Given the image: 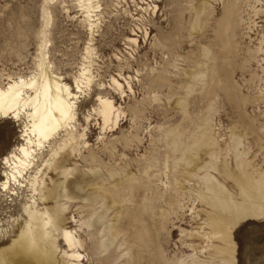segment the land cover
I'll return each instance as SVG.
<instances>
[{
    "label": "rangeland",
    "instance_id": "1",
    "mask_svg": "<svg viewBox=\"0 0 264 264\" xmlns=\"http://www.w3.org/2000/svg\"><path fill=\"white\" fill-rule=\"evenodd\" d=\"M95 1L98 20L89 33L78 0H0V84L17 76L29 77L36 71L41 38L46 40L42 50L49 62V71L62 78L72 92L76 90L73 77L78 74L81 63L87 64L92 81L83 92H76L74 112L75 126L79 133L85 132L88 148L82 147L79 154L72 153V157L78 161L81 171L87 173V167L93 165L87 158L92 152L98 163L96 167L101 166L107 177L103 183L109 188L120 176L129 174L137 177L131 185L140 184L141 180L146 182L144 187L130 188V184L123 183L120 188L123 196L131 198L128 205L138 209V203L146 202L148 213L133 211L131 215L135 218H132L123 211L120 218L111 222L126 227L125 234L146 225L147 232L153 234L158 255L151 248L141 251L140 261L144 264L176 260L186 264H192L193 260L227 264L221 263L215 253L222 228L212 233L207 224L213 204L222 214L233 211L241 194V190L225 178L224 163L227 165L225 174L235 172L243 189L250 187L264 193V0ZM198 1L202 3L199 30L191 29ZM231 6L238 12L233 36L220 24L224 20L220 18L224 16L222 12ZM127 37H134L135 41ZM261 39V50L252 52ZM86 45L91 48L88 63L83 58ZM202 46L209 48L208 64L214 68L212 78L208 75L206 79L211 78L208 82L211 90L207 94L201 90L188 94L183 112L177 100L185 95L187 71L194 70L202 60ZM229 56L233 57L231 63ZM112 76L118 78L120 88L111 82ZM215 77H219L227 89L229 87L228 91L213 82ZM96 91H102V95L109 96L119 106L115 126L102 127L100 118L92 110ZM208 103L209 117L204 120ZM20 128V121L0 119V158L18 140ZM169 128L180 132L178 139L183 147L202 129L203 134L198 135L203 143L195 160L199 169L194 173L186 169L195 161L173 167L180 151L164 143L163 133ZM233 135L240 141L236 157L232 152ZM123 137L133 140L122 146L119 139ZM114 140L116 147L109 144ZM140 169L147 170L145 178ZM109 172L114 173L113 177H108ZM176 177L183 186L182 195L170 192ZM89 190L90 186L85 185L82 193ZM8 194L0 191V246L9 242L11 230L17 231L21 222L19 203L28 192L20 188L17 195ZM172 194L174 199L169 196ZM262 205L263 202L259 203L255 211L264 210ZM152 206L153 212L149 213ZM89 209L88 203L72 200L65 203L62 210L61 220L70 222L82 240L78 247L81 263L122 262L126 254L114 244L100 253L93 251L95 235L92 228L82 222ZM108 213L117 215L111 209ZM143 216H147L146 220ZM228 229L233 247L232 264H264V216L239 218ZM53 235L50 254L42 253L40 242L32 259L25 260L18 255L12 264H68L63 254L64 245L55 231Z\"/></svg>",
    "mask_w": 264,
    "mask_h": 264
},
{
    "label": "bare ground",
    "instance_id": "2",
    "mask_svg": "<svg viewBox=\"0 0 264 264\" xmlns=\"http://www.w3.org/2000/svg\"><path fill=\"white\" fill-rule=\"evenodd\" d=\"M95 2V0H78L79 8L82 12V20L86 22L89 33H91L96 26L98 20L96 18L99 13H96L98 5ZM201 8L202 3L201 1H198L194 7L195 16L194 18L192 17L193 20H191V29L199 30L198 27L200 25L198 26V24L201 21V18L199 22L198 18L202 11ZM225 8H227L226 5ZM225 8L223 7V9ZM236 12V9L231 6L222 12L224 16H221H223V18L220 17L221 19H224L220 22L221 27H223L222 29H224V31L229 29L230 36H233V31L235 32L234 27L236 25V17L238 13ZM46 22L47 20L45 19V24ZM41 39L35 64L36 71L29 77L27 76L26 78H23L17 76V78L8 79L4 84H0V119L6 120L13 118L15 121L21 122L18 140L12 144L9 150H7V152H5L0 158V191L9 193L8 196L17 195V190L20 188L21 190L28 192L24 197L25 199L19 203L18 217L21 218V222H19L20 224L18 223L19 227L17 231L14 232L11 230L10 232L12 234L10 235L9 242L0 246V264H12L18 255L26 258L25 260L32 259L35 256V252L38 251L40 242L43 245L41 247V249H43L42 253L50 254L49 247L55 238V235H53L54 231L65 247L63 254L68 260V264H82L81 253L78 251V247L81 246L82 240L75 234L77 230L76 228L71 227L72 224H70V222L61 220L64 204L72 200H82L90 206L86 216L82 218V222L87 227H91L92 232L95 235V241L93 244L94 252L100 253L105 251L111 244H114L115 247L123 251L122 254H126L125 259L118 264H144V262L142 263L140 261L142 258L140 255L141 251L151 248L155 255H158L153 240V234L150 235V233L147 232V228H145L146 225L144 226L140 224L139 229L137 228L135 231L130 232V234H128V232L125 234L124 228L126 227L114 224L111 220L114 218H120L121 215H123V211H126L131 217L133 211H140L142 214L145 212L148 213V205L146 202H136L139 206L138 209L136 206L128 205L131 198H129L130 196H123L124 193H121L122 188H120L123 183H126L124 184L125 186L130 184V188L138 186L144 187L146 182L141 180L140 184L133 183L131 185L132 181L136 180L137 177L135 176L136 174H129L120 176L117 181H113L111 188L105 186L103 182L107 177L102 172L100 168L101 166L96 167L98 163L95 161L92 152H89L87 156L89 163H93V165L91 164L93 167H87L89 174H87L88 172L84 173L81 171L78 166V161H76V158L74 159L72 157V153L75 155L79 154L82 147L88 148V146H85V132L81 130L79 133L77 126H75V121L77 119L74 112V103L76 98H78L76 92H83L86 87H89L93 76L90 73L87 64L81 63L82 65L78 74L73 77V83L76 90L72 92L62 78L49 71V62H47L48 60L46 61L45 53L42 50L46 40L43 38ZM127 39L132 42L135 41L134 37H127ZM262 42L261 39L260 45H257L258 47L252 52L260 51L262 48ZM90 50L91 48L89 45L84 46L83 58L87 63L89 61L86 59L90 55ZM209 51L210 50L207 46H202V60L197 62L194 70L187 71V83L184 89L185 95H182L183 97H179L177 100V103L180 104L183 112H185L184 105L188 94L200 90L207 94L211 90L208 85L210 83L209 80L213 76L212 71L214 68H210L208 64ZM229 58L231 63V58L233 57L229 56ZM226 71L227 70L225 69V72ZM222 72L225 73L223 70ZM208 75L211 76V78L206 80ZM225 75L228 76V74ZM214 79L215 81L213 82H215V84L219 85L223 90L228 91L229 87L227 89V86H225L226 84H223V81H221L219 77H215ZM110 80L116 87H121V83L118 81L117 77L112 76ZM126 83L127 87L130 89V85L128 82ZM101 92L96 91L95 106L92 110L100 118L102 127L108 125L113 127L117 124V118L120 113L119 106L115 105L112 98L102 95ZM227 97H230V95L228 94ZM207 98H210V96ZM209 108L210 103H208V107H206V113L203 117L204 120L209 117ZM247 127L249 128V126ZM76 133L77 136H75ZM179 133L180 132L175 128H169L163 133L164 143L167 146L169 145V148L172 147L173 149L180 151L179 158L172 163L173 167L179 164L186 166L195 161L197 159L196 152H198L197 150L203 143L201 137L198 135L203 134L201 128L198 133H195L196 135L191 140V143L184 147L178 139ZM116 140L110 141L109 144L112 147H116ZM119 140V143L122 146H125L133 139L128 140L127 137H123ZM232 143V152L234 157H236L239 155L238 146L240 144L237 135L232 136ZM190 151H192V153ZM70 163L71 165H69ZM86 164H88V162ZM223 166L225 169L223 170L225 178L231 180V182L241 190V194L238 197L237 202L234 203L235 206L233 211H228L227 213L222 214L220 209L213 204L212 209L207 215L209 220L207 224L209 225V231L212 233H217V229L222 228L219 245L215 250V253L217 254L216 257L219 256L217 259H219L221 263L225 262L227 264H232L233 247L228 227L232 225L234 221L245 216L254 215L263 217L264 210L256 212L255 208L261 202H263L262 206L264 207V193L261 191L255 192L250 187L243 189L244 185L241 179H239V176L235 172L226 175L225 171L227 170V165L224 163ZM116 169L117 168H115V170ZM146 169L143 171L140 169L144 178L147 175ZM198 169V162L195 161L191 167L186 169V172L189 171V173H194ZM49 172L51 174L47 176V173ZM113 175L114 173L109 172L108 177H113ZM173 181L174 182L171 183L170 186V192L182 195L183 186L177 180V177L174 178ZM85 185L90 186V190L87 193H82V188ZM173 194L169 195L172 199H174ZM129 195H131V192ZM110 209L117 215L109 216L108 211ZM152 212L153 206L149 213ZM145 223L148 222L145 221ZM163 264L186 263L182 262V260H176L170 263L163 262ZM192 264L207 263L202 260H193Z\"/></svg>",
    "mask_w": 264,
    "mask_h": 264
}]
</instances>
